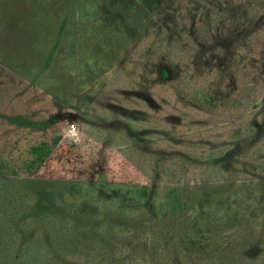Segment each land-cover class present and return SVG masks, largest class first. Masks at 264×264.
Here are the masks:
<instances>
[{
  "label": "rangeland",
  "instance_id": "1",
  "mask_svg": "<svg viewBox=\"0 0 264 264\" xmlns=\"http://www.w3.org/2000/svg\"><path fill=\"white\" fill-rule=\"evenodd\" d=\"M120 1L125 7L138 4L142 14L130 16L134 26L127 28V34L108 28L100 42L83 46L77 42L69 53L68 47H60L52 64L56 68L41 75L44 55L41 61L34 50L22 44L31 34L26 20L31 16L32 2L0 0V85L6 87L8 83L15 88L12 97L0 96L6 99L0 108V152L12 148V157L17 160L30 145L42 140L52 143L56 136L63 135L80 158L71 160L55 181L65 178L85 182L108 168L110 178L119 175L112 170L129 171L147 185L179 180L192 186L208 180L206 162L210 155L227 153L235 166L225 176L232 177L234 188L243 187L246 199L243 216L220 226L215 239H245L258 244L259 252L255 249L249 255L240 254L238 264H263L264 232L260 229H264V165L259 171L252 168L247 150L264 138V0H257L261 9L250 20L235 11L222 20L219 14L211 13L217 9V4L213 6L217 0H202L205 11L183 20L179 15L176 21L169 17L171 13L193 9L195 1ZM63 3L70 5V0ZM151 7L152 13H143ZM119 15L120 25L124 16ZM125 15L127 18L128 10ZM230 16L237 19L230 22ZM210 25L213 27L206 34L211 38L203 33V28ZM165 29V38L157 35ZM65 56L73 57L66 70L61 61ZM33 63L37 64L30 76L27 70ZM163 68L170 71L167 78L161 73ZM203 86L211 90L216 105L203 104L196 98V89ZM9 177L5 174L4 178ZM25 189L28 193L19 207L24 214L29 213L19 220L24 225H20L25 232L23 240L33 238L28 231L38 235L45 232V215L57 216L58 225L63 227L67 220L90 223L100 211L97 204L89 208L87 203L72 204V193L80 191L64 186L62 181L6 183L0 196V250L6 248L3 255L7 258L13 255L11 246L16 238V207L10 201L18 190ZM46 191L50 202L32 207L31 198L37 203ZM95 193L98 200L100 191ZM131 209L127 217L114 220L122 232L112 246L134 247L127 264H150L145 247L147 216L138 208ZM34 217L37 221L31 226ZM30 226L32 229H28ZM41 237L50 240L48 235ZM62 241L65 244L66 239ZM60 255L62 260L78 263L94 257L86 251L67 249ZM102 257L99 254L96 263L106 264L101 263Z\"/></svg>",
  "mask_w": 264,
  "mask_h": 264
},
{
  "label": "trees",
  "instance_id": "2",
  "mask_svg": "<svg viewBox=\"0 0 264 264\" xmlns=\"http://www.w3.org/2000/svg\"><path fill=\"white\" fill-rule=\"evenodd\" d=\"M27 1L32 2L29 13L31 16H28V20H26L28 34H31L27 41H22V44H25L32 51L34 50L37 56L41 57V61H43L44 55L45 64L40 70L41 75L47 69L52 68L54 59H57L55 51L58 48L68 47L69 53L71 48L77 46V42H80L81 46L88 45L89 42L93 41L95 43L100 42L104 39L101 37L106 35L108 28L117 34H127V28L130 27L131 29L134 26V19H131L130 16L142 15L138 4L129 3L125 7L120 0H70V5L63 3V0ZM241 1L243 3L239 5L235 0L234 2L232 0H217L213 4V6L217 4V9L212 10L211 13L219 14L222 20H226L232 11L241 12L242 18L248 17L250 20L252 14L261 9L257 5V0ZM192 2L197 5L193 9L189 7L191 11L182 9L181 13L175 11L169 17H174L173 20L176 21L180 15L182 17L179 20H183L187 15L193 17L194 14L205 11L204 7L201 6L204 4H201L202 0H192ZM260 5L263 7L262 3ZM126 10H128L127 18H125ZM153 10L152 7L144 9L143 13L148 15ZM119 13L124 16L120 25ZM169 17H165V20L168 21ZM229 18L230 22L237 19L232 16ZM173 20H169L170 23ZM249 22L251 23V21ZM212 27L210 25L203 28V33L206 34V31H210ZM166 32L165 29L164 32H159L157 35L165 38L163 33ZM206 35L210 37L209 34ZM194 36H198V34H194ZM72 60L73 57L61 58L65 67L64 70L71 66ZM36 64L33 63L28 68V75L33 76V72H35L33 65ZM161 73L166 78L170 75L168 68H163ZM5 86L0 85V96L12 97L15 88L8 83H5ZM1 91L4 93L1 94ZM246 93L247 90L245 89ZM196 98L209 106L216 105L214 102L217 101L206 86L196 89ZM240 98L242 99L241 96ZM5 101V98H0V108ZM253 145L255 146L254 149L247 150L245 147L242 151H248V155L252 159L250 166L259 171L260 166L264 165L263 136ZM12 153V148L9 152H0V183L2 184L0 196L3 197L5 193L6 183L14 180L26 183L39 182L41 184H56L62 181L64 186H71L72 190L80 191V194L72 193L75 198L72 199V204L83 205L87 203L88 208L97 204L100 211L95 214L90 223L67 220L63 227L58 225L57 216L45 215L43 219H46L50 227L42 222L44 233L38 235L31 230L28 232L34 235L33 238L23 240L22 237L25 232L20 225H24L19 220L29 216V213L25 212L24 214L19 207L24 204L28 190H18L15 198L10 201L16 207L13 218L16 221V238L14 246H11L13 255L9 258L5 257L3 250L6 251V248H2L0 250V264H98L96 258L99 254L104 256L101 263L127 264L135 252L134 247L132 245L113 247L112 243L122 232L121 227L114 220L127 217L128 213L132 212L131 207L138 208L147 216L149 230L145 247L150 264H238L240 254L245 252V256L249 255L248 252L260 247L258 244H250L245 239L233 242L224 238L215 239V233L221 229L220 226L223 227L228 222L233 221V218L243 216V205L246 199L243 187L237 185L234 188L233 185L235 184L230 182L232 177L225 176L235 166L231 163L227 153L210 155L206 162L209 170L208 180L201 185L194 186L179 180L174 181L177 183L173 182L168 185H161V183L147 185L129 171L119 173L117 170H112L119 175L110 178L112 172L108 168L85 182L70 181L65 180V178L55 181L56 177L65 171L71 160L80 158L78 151L73 145H70L63 135L56 136L52 143L42 140L30 145L25 151H22V157L17 160L13 159ZM5 174L10 177L4 178ZM213 175L215 177H212ZM94 190L100 191L101 197L98 200L95 199L96 193L93 195ZM111 192L113 195H109ZM49 195V191H46L44 198L37 203H33L35 200L32 197L30 203L34 205L31 206L36 208L37 205H42L43 207L50 202ZM26 202L29 203L28 199ZM126 204L128 207H123ZM67 216L69 215L67 214ZM32 219L31 226L35 225L37 221L36 217ZM109 219H112L111 224L108 223ZM25 226L28 227V225ZM31 226L28 229H32ZM129 232L128 234H131L132 229ZM261 232H264V229H260ZM46 234L50 240L41 237H47ZM63 238L66 239L65 244L62 241ZM66 249L86 251L94 257L87 258L82 263L73 262L69 259L62 260L60 254ZM114 251L117 252V255ZM262 259L264 264V253L261 256Z\"/></svg>",
  "mask_w": 264,
  "mask_h": 264
}]
</instances>
